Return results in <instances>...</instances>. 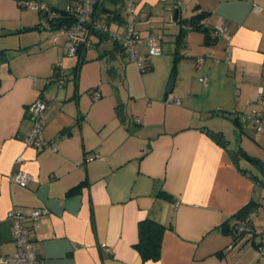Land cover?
<instances>
[{
    "label": "crops",
    "instance_id": "1",
    "mask_svg": "<svg viewBox=\"0 0 264 264\" xmlns=\"http://www.w3.org/2000/svg\"><path fill=\"white\" fill-rule=\"evenodd\" d=\"M27 1L60 13L70 3ZM131 1L144 71L94 33L80 58L64 56L61 17L45 30L39 10L0 0V257L16 251L18 208L48 210L29 234L40 264H264V131L235 120L264 113V0H195L206 24L231 34L211 44L197 31L176 44L173 8L196 13L179 0ZM96 12L117 35L131 22L114 1ZM150 35L159 55H148ZM35 100L46 105L40 150L24 143ZM93 154L102 160L87 162ZM16 171L30 176L25 187L10 180ZM146 219L166 227L156 261L133 247ZM239 224L248 232L237 236Z\"/></svg>",
    "mask_w": 264,
    "mask_h": 264
},
{
    "label": "built area",
    "instance_id": "2",
    "mask_svg": "<svg viewBox=\"0 0 264 264\" xmlns=\"http://www.w3.org/2000/svg\"><path fill=\"white\" fill-rule=\"evenodd\" d=\"M19 7L33 8L41 12L40 27L45 30L52 28L51 20L62 18L64 22L57 31L64 35L65 40L62 46L64 56L75 57L82 41L86 42L89 35L93 32L107 34L112 38L120 41L127 58L134 61L139 68L144 71L146 68L145 59L140 57L137 51V44L140 42L138 33L134 25L138 22V11L136 5L131 0H115L122 5L124 13L131 18L129 27L122 35H117L110 31L109 26L97 17V8L105 0H70L69 6L63 12H57L47 6L27 0H16ZM255 12L261 11L260 8L254 7ZM212 34L225 42H229L231 34L225 25H215L212 27ZM53 40L57 35L53 34ZM158 37L150 35L146 38L148 55H159L161 50L155 45ZM60 75H62L60 73ZM201 82H206V78H200ZM96 94V92H95ZM262 90H259L261 96ZM46 105L41 100H35L30 103L25 109V115L32 123V128L29 134L24 138V143L28 147L37 150L43 149L47 142L43 136L42 113ZM236 122L239 125L252 123L256 132L264 131V113L252 109L247 114H238ZM94 160H102L98 154H93L86 159L87 162ZM22 159L18 157L17 163ZM10 180L20 187H25L30 180V176L22 171H16L10 176ZM48 213V210H33L28 216L21 209H13L9 212V218L12 222L13 241L16 246V251L13 255L0 257V264H40L37 260L33 242L29 234L32 229L37 226L41 216ZM29 218L31 222L30 229L24 226L25 220ZM239 232H248L246 227L240 226ZM264 256V236L261 237L258 247L257 258Z\"/></svg>",
    "mask_w": 264,
    "mask_h": 264
},
{
    "label": "trees",
    "instance_id": "3",
    "mask_svg": "<svg viewBox=\"0 0 264 264\" xmlns=\"http://www.w3.org/2000/svg\"><path fill=\"white\" fill-rule=\"evenodd\" d=\"M110 1H114L122 7L121 3L119 2L115 0H110ZM195 9H198V6H195L193 8V11H196V13H193L187 18H181L180 15H178V19L177 21H175L179 26V31L176 35V41H175L176 44H179L180 41H182L184 35L189 31H197V32L203 33L207 44H211L218 39L212 34L213 32L212 27H210L204 21L208 15L207 12L199 10V9L197 11ZM138 21H140L139 17H138ZM93 33L112 38L111 36L107 34L105 35V34L96 33V32H93ZM112 39L114 40L116 44V48L120 50L121 52H123L125 56H127L120 41L114 38ZM76 56H79V58L82 56L81 50L78 49ZM147 69L148 67L146 66L145 70ZM159 197L166 199V200L170 199L169 194H167L166 192H160ZM240 226H242V224H239L237 228H233V232L237 236L238 235L240 236L242 234V232H239ZM165 229H166L165 226L158 224L152 220H148V219L140 221L138 223V240L133 247L139 253V255L141 256L144 262L158 260L160 256L161 237Z\"/></svg>",
    "mask_w": 264,
    "mask_h": 264
},
{
    "label": "water",
    "instance_id": "4",
    "mask_svg": "<svg viewBox=\"0 0 264 264\" xmlns=\"http://www.w3.org/2000/svg\"><path fill=\"white\" fill-rule=\"evenodd\" d=\"M178 15H179V10L177 7H174L173 8V20L174 21H177L178 19ZM1 58V56H0ZM174 82H175V74L172 73L169 77V80L167 82V86H166V89H165V92L166 93H171L172 89H173V86H174Z\"/></svg>",
    "mask_w": 264,
    "mask_h": 264
},
{
    "label": "rangeland",
    "instance_id": "5",
    "mask_svg": "<svg viewBox=\"0 0 264 264\" xmlns=\"http://www.w3.org/2000/svg\"><path fill=\"white\" fill-rule=\"evenodd\" d=\"M180 2V6L183 7L184 11L185 9L188 11L187 13H192L193 11V7L196 5V1L195 0H179Z\"/></svg>",
    "mask_w": 264,
    "mask_h": 264
}]
</instances>
